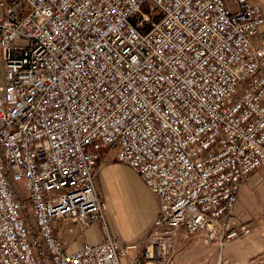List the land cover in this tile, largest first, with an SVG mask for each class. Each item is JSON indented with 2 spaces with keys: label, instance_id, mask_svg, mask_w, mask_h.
Instances as JSON below:
<instances>
[{
  "label": "built area",
  "instance_id": "2783aa9c",
  "mask_svg": "<svg viewBox=\"0 0 264 264\" xmlns=\"http://www.w3.org/2000/svg\"><path fill=\"white\" fill-rule=\"evenodd\" d=\"M263 20L251 0H0V264H170L179 235L247 236L231 215L264 165ZM108 152L158 206L135 242L104 220ZM94 223L73 252L57 234Z\"/></svg>",
  "mask_w": 264,
  "mask_h": 264
},
{
  "label": "crops",
  "instance_id": "0c3cea01",
  "mask_svg": "<svg viewBox=\"0 0 264 264\" xmlns=\"http://www.w3.org/2000/svg\"><path fill=\"white\" fill-rule=\"evenodd\" d=\"M251 1L256 2V4L259 5L262 18H264V0ZM257 32L259 34H256V36L252 40L255 46H259V38L261 36H264V20L262 25L258 28ZM259 35L261 36L259 37ZM258 173L259 175H256ZM106 178L111 179V175H93L96 192L97 194H99V198L102 200L105 198V195L102 191L103 186L109 189V186L106 183ZM240 188L241 189L238 191L236 196V201L231 217L233 218L234 222H237L238 224H245L246 226H248L251 232L246 237H240L238 239L236 238V240L225 244V247H223L224 249L222 251L223 258L222 260L219 258L220 262L223 261L221 262V264H240L238 263L240 259L249 260L248 258L260 254L264 249V240L261 238V236L263 235L262 229H264V201L261 199V203H258L256 202V199H254L259 196L262 197L264 195V165H261L259 169L252 172L250 176H247L246 180L241 184ZM246 193L250 196V199H247V197H245ZM153 199L156 208L153 212L152 219H150V222L142 231L141 236L134 235L130 231V227L128 224L129 222L126 220V213L123 210L124 207H122V205L118 206L119 210L117 211L115 216V214H112L110 210L111 208H109L108 204H106L107 210L106 213L104 211V215L110 235L121 242H135L143 237L145 232L148 230L150 223L153 222V219L156 215V209L158 208L154 197ZM239 203H241L242 205L238 209L237 205H239ZM107 220L110 222V224H108L109 222ZM65 226L66 230L63 229L65 227L59 230L57 229V234L60 238L63 239L62 241L65 243L68 251L70 252L78 250L83 243L95 245V243L98 244L101 242L102 236L99 226H97L96 229V232L99 235H97V237H92V235L88 233L89 231H86V229L82 230L74 224H67ZM184 237L185 236L183 235H179L178 239L176 240V251L174 253L175 256L173 255L170 264L187 263V259H189L188 256L190 255V253H193L194 250V254L196 255V257L199 255V253H202L201 250H203L204 247H202L201 244L203 241H200V239H198V237L195 235L191 237L188 236L187 239H193V237L194 239L189 243L191 244L190 249L186 250L187 256L185 258H182L180 253H185V243L183 242Z\"/></svg>",
  "mask_w": 264,
  "mask_h": 264
},
{
  "label": "rangeland",
  "instance_id": "374dc122",
  "mask_svg": "<svg viewBox=\"0 0 264 264\" xmlns=\"http://www.w3.org/2000/svg\"><path fill=\"white\" fill-rule=\"evenodd\" d=\"M96 166L97 167H95L93 175H106V174L111 175V179L106 178V183L108 184L109 189L103 186L102 191L103 194L105 195L104 196L105 198L103 200L100 199L101 202L104 203L105 208L107 206L106 204H108V207L111 208L110 210L112 214H115V216L117 211L119 210L118 206L122 205V207H124L123 210L126 213V220L129 222L128 224L130 227V231L134 235L141 236L142 231L144 230L146 225L150 222V219H152L153 212L156 208L151 192L147 191V189L144 187V185L141 182V178H139L135 172L125 167V165L121 164V162H117L113 152L105 153V156L101 158V161H99ZM256 175H259V173ZM245 197H247V199L248 198L250 199V196L247 195V193L245 194ZM254 199H256V202L261 203L260 201L261 199L264 201V195L262 197L259 196ZM241 205H242L241 203L237 205L238 209L240 208ZM103 216L106 222L104 212H103ZM108 224H110V222ZM97 226L99 225L94 223L93 225H90L89 228L86 229V231H89L88 233L91 234L92 237H97L98 235L96 232ZM63 229L66 230V226ZM197 237L198 239H200V241H203L202 242L203 245L201 244V246L204 247V249L201 250L202 253L201 254L199 253L197 257L194 254L195 250L193 251V253H190V255L188 256L189 259H187L188 261L187 263L190 262L189 264H221V262L223 261L220 262L219 258L221 260L223 258L222 251L225 245H222V248L219 249V247L217 246L206 243V241L202 239V237L200 236ZM187 238L188 237H184L183 240V242L185 243L184 246L185 251L184 249L183 251L185 253H180L182 258H185L187 256L186 250L190 249L191 244L189 243L192 242L194 239V237L193 239H187ZM261 238L264 240V232ZM248 259L249 260L240 259L238 263L264 264V249L260 254L256 256H251Z\"/></svg>",
  "mask_w": 264,
  "mask_h": 264
}]
</instances>
